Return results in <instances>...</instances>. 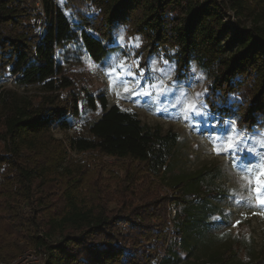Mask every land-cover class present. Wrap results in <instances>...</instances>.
Masks as SVG:
<instances>
[{"label":"trees","instance_id":"1","mask_svg":"<svg viewBox=\"0 0 264 264\" xmlns=\"http://www.w3.org/2000/svg\"><path fill=\"white\" fill-rule=\"evenodd\" d=\"M66 9L76 13L80 40L94 62L108 56L113 31L129 26L144 37L151 52L176 48L180 69L195 60L213 72V89L228 95L241 92L242 98L253 89L238 109L239 126L264 125V0H67ZM91 11L96 12L93 17ZM228 11L234 22H226ZM243 20L251 21L250 30L236 28ZM77 37L53 0H43L42 9L24 0H0V78H14L20 86H37L41 92L33 101L18 99L12 91L0 95V263L36 247L47 253L45 264H165L172 253L174 220L169 214L143 215L137 208L114 218L84 200L85 166L63 165L65 148L56 144L53 128L67 130L68 117L88 121L100 106L103 115L90 127L92 138L71 140L70 148L136 162L151 179L173 190L176 206L187 203L188 182L164 183L178 134L143 124L117 105L108 107L106 96L95 94L88 79L66 74L57 51ZM214 112L234 114L227 106H214ZM147 178L129 174L128 190L115 194L122 198L130 192L125 197L131 204L123 202L128 208L136 204L133 195L143 203L151 183L145 187L139 182ZM54 183H63L64 206L56 214L44 200ZM175 236L184 240L186 230L179 228ZM143 240H155L153 248L160 255L152 257L151 250L144 255Z\"/></svg>","mask_w":264,"mask_h":264},{"label":"rangeland","instance_id":"2","mask_svg":"<svg viewBox=\"0 0 264 264\" xmlns=\"http://www.w3.org/2000/svg\"><path fill=\"white\" fill-rule=\"evenodd\" d=\"M24 1L42 9L43 0ZM53 2L78 34L73 42L57 51L65 73L88 79L95 94L106 96L108 107L117 105L136 114L143 124L165 133H177L178 144L172 152L164 183L188 182L184 190L187 203L176 206L172 201L173 190L162 186L159 180L151 179L142 172L138 163L71 149V140L92 138L90 127L103 115L99 106L92 119L77 121L68 117L67 130L58 126L52 130L56 144L65 148L63 165L83 164L86 168L81 186L84 200L102 207L114 218L123 217L128 210L137 208L143 215L152 212L169 214L174 220L170 237L172 253L165 264H221L223 260H228L227 264H264V204L259 202L264 198V192L255 191L256 179L264 171V125L259 122L258 127L250 129L239 126L238 109L243 107L245 98H249L253 89L248 90L247 95L242 90L243 98L241 92L228 95L213 89V72L195 60L187 69H180L176 48L169 45L167 49L151 52L150 47H145L144 37L126 25H120L113 31L111 50L106 59L94 62L80 40L82 27L76 13L66 9L67 0ZM95 14L91 11L88 15L93 17ZM226 18L233 22L236 20L232 11L227 12ZM237 25L240 30L251 29L250 20ZM235 32L233 28L230 34ZM250 83L251 80L248 85ZM5 91L14 92L18 99L32 101L41 94L39 87L20 86L10 77L0 78V95ZM187 105L197 107L203 114L197 116ZM214 106L231 107L234 114L223 116L215 113ZM229 132L233 141H242L240 148L243 151L227 150L222 138ZM217 149H220L219 155ZM246 166H250L251 171ZM129 174H136L138 178L148 177L139 182L145 187L148 185L145 182L151 183L145 193L147 201L141 203L133 195L130 198L136 204L131 208L123 204H131L132 201L125 197L130 192L122 198L115 194L121 188L128 190ZM62 184L54 183L46 189L44 200L50 213L56 214L64 206L60 190ZM24 213L29 216V208H25ZM157 221L153 219L151 223L157 224ZM179 228L186 230L182 241H177L175 236ZM58 240L57 237L52 239L53 242ZM142 242L147 246L143 250L144 255L147 250H151L152 257L160 255L153 248L155 240ZM160 263L154 261L153 264Z\"/></svg>","mask_w":264,"mask_h":264},{"label":"snow or ice","instance_id":"3","mask_svg":"<svg viewBox=\"0 0 264 264\" xmlns=\"http://www.w3.org/2000/svg\"><path fill=\"white\" fill-rule=\"evenodd\" d=\"M187 107L191 108V111L194 112L197 116L203 114L195 106L187 105ZM234 130L235 129H234V126H233V131ZM222 139H224V141H225V143L227 145V150L229 152L239 153L240 151H243V149L240 148V144L242 143V141L241 140H235V141H233V139H232V133L231 132H229L227 134V136L226 137H223ZM248 150L251 151L250 149H248ZM216 151H217V154L219 155L220 154V149H217ZM246 168H247V170L251 171V167L250 166H246ZM261 178H264V171H261L259 173V176L256 179V188H255V191L257 193L264 192V179H261ZM259 202L261 204H264V198H260V201Z\"/></svg>","mask_w":264,"mask_h":264},{"label":"built area","instance_id":"4","mask_svg":"<svg viewBox=\"0 0 264 264\" xmlns=\"http://www.w3.org/2000/svg\"><path fill=\"white\" fill-rule=\"evenodd\" d=\"M234 19V18H233ZM226 22L229 21L225 18ZM47 253L41 248H30L10 262L0 264H45Z\"/></svg>","mask_w":264,"mask_h":264}]
</instances>
